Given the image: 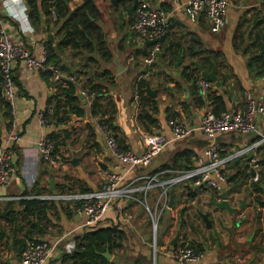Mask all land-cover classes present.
<instances>
[{"label":"crops","instance_id":"1","mask_svg":"<svg viewBox=\"0 0 264 264\" xmlns=\"http://www.w3.org/2000/svg\"><path fill=\"white\" fill-rule=\"evenodd\" d=\"M93 1L98 10L95 20L104 32L106 45L111 54L108 59H100L99 67L100 69H110L112 72L113 84L108 86V93L116 105L114 120V125L118 126L116 133L126 148L141 152L145 146L142 141V133L146 130L137 121L139 105L134 85V79L142 69L147 68L143 76L147 78L149 87L157 92L156 96L152 97L145 91L146 95L153 99L157 105L154 113L158 121L149 127L153 130L152 132H161L169 139H171L172 133L167 125V119L174 116L192 127L197 126L202 114L212 108L207 94L218 87L221 77H223L222 87L227 91L224 94L226 110L237 111L243 107L244 90H250L254 95H259L264 87V74H258L248 64L258 53L254 50L255 46L258 43L264 44V0H227L224 25L216 31L211 29L210 22L203 13H198L193 17L189 16L184 10V0H147L153 6L159 7L160 3H164L168 7L166 10L168 20L165 44L181 42L188 46L196 40L199 47L205 52L206 50L219 51L218 61L224 58L222 65L212 62L218 85L209 80L211 86L205 92L200 90V81L204 77L201 76L200 70L193 63L196 61L200 64V54L190 56L184 53V49H181V60L178 67H175L176 56L180 53L172 56L171 59L167 52L159 50L161 54L157 55L153 63L148 65L144 62V57L147 54L142 55L141 52L135 50H141L148 46L146 48L148 53L151 44H146L145 38L130 27L131 22L129 23L127 17V13L134 14L136 3L132 12L129 13V5H122L120 0L117 1L118 3H113L111 0ZM65 2L69 4L70 8H73L81 0H66ZM119 4H121L120 8L117 7ZM29 26L28 30L23 31L27 27L21 26L16 18L9 16L4 8L3 0H0V27L4 28L12 41L26 46L33 53H39L42 47H46V44L56 48L58 35H56V25L52 18L41 14L40 20L36 23L29 18ZM255 32H260L261 37L255 42V46H252L251 37ZM49 34L51 38L48 37ZM198 49V44L193 47L194 52H197ZM59 57L70 72L75 70L78 60H82L81 55H72L70 48L65 49ZM187 64L197 68L194 73L196 80L183 75V66ZM211 67L203 66L207 70ZM43 72L28 70L21 61H17L13 68L16 85L15 96L12 106L8 107L11 118L9 126H7L8 115H4L6 107L0 101V144L6 143L10 146L15 166V174L11 181L0 187V194L3 196H16L23 194L26 190L33 191L36 188H47L48 191H53L64 183L74 189L79 185L88 186L94 190L101 185L104 169L115 161L106 146L102 132L96 126L97 118L89 115L82 117L72 115L66 123V127L69 128L73 125L75 129L65 139L67 143L62 149L63 160H60L58 156L55 157L54 163L42 160L37 150L39 138L47 135L51 130L65 127L51 120L42 123L39 119L38 113L47 106L48 99L56 91V80L52 78L51 74L44 75ZM61 72L63 76L66 75L65 71ZM80 99L84 103L87 101V96L83 94ZM88 120L95 122L98 148L87 147L82 140L86 132L85 122ZM254 121L258 130L264 133V113L255 114ZM11 133H18L19 140H10ZM253 136H255L254 133L224 132L218 136V141L221 149L228 153L251 144ZM206 144V136L194 128L188 136L170 140L160 153L151 158L147 165L130 169L124 178L130 180L158 170L163 164L170 163L172 155L182 148H190L198 155ZM261 145H263L261 149L255 150L264 154V144ZM251 155H255L254 149L241 154L238 159L236 157L235 159L238 161L236 164L234 159L233 163L226 166L225 173L227 177L230 176V179L224 182L220 193L204 188L197 189L195 196L189 197L186 186L169 187L167 204L158 220L160 239L158 242L156 241L158 246L153 251L149 247L151 220L143 213L144 208L136 201L126 200L124 203L121 200L113 201L96 228L117 225L124 231L125 236L120 247L105 248L110 253V258H106L104 255L103 257L115 264H136V261L141 259L150 260L151 264H182L172 257L171 250L175 245L188 242L197 246L201 255L198 259L185 264H221L222 261L225 262L224 259H230L236 253L233 251L241 246L247 229H250L249 236L245 237L247 243H259L256 240H259L264 234V222H260V220L253 222L254 217L244 219L253 204L251 199L255 195V192L250 193V186L244 190L246 182H251L250 167H246V173L239 180H231V174L237 169H243L246 158H250ZM260 156L264 159V155ZM50 179H52V189ZM240 181H242V186L238 185ZM157 190L154 188L150 191V195L153 194V203ZM169 191L172 192L173 197L171 206L168 205ZM223 191L227 192L230 205L236 208L232 212L213 203V199L221 198ZM46 193L48 192L46 191ZM262 196L260 201H264V193ZM52 201L55 202L56 209L51 208L46 211V217L41 220L43 223L35 222L37 231L34 230L32 236L48 241L63 237L46 263L62 264L61 256L65 252L64 242L70 240L74 234L93 228L81 225L84 216L79 210L80 203L77 205L74 200L53 199ZM66 201L69 204L68 209L60 206ZM260 201V206L264 207ZM23 207L17 200L9 202L5 198H0V259L8 264L19 263L22 247L13 242L11 232L8 230L9 223L4 219L3 211L7 208L20 210ZM198 210L208 214L211 220L210 227L206 226ZM9 215L11 213L7 216ZM18 216L20 217L21 214L19 213ZM221 227L225 228V232L230 231L228 236L224 233L222 240L214 234ZM178 230L180 231L179 236L173 243V238ZM23 232L24 230L18 231L17 236L21 237ZM234 232L236 233L233 237L232 233ZM254 239L255 241H253ZM253 246L257 253H262L264 250L260 244ZM247 251L246 256L254 253L251 250Z\"/></svg>","mask_w":264,"mask_h":264},{"label":"built area","instance_id":"2","mask_svg":"<svg viewBox=\"0 0 264 264\" xmlns=\"http://www.w3.org/2000/svg\"><path fill=\"white\" fill-rule=\"evenodd\" d=\"M3 5L9 16L16 18L21 26L27 27L23 31L30 28L25 0H3ZM183 6L189 16L193 17L198 13H203L209 20L213 31L224 25L227 0H184ZM167 20L168 13L166 10L151 5L147 0H138L130 27L142 35L145 40H154L144 57V62L148 65L153 63L157 51L160 50L158 39L166 30ZM47 52L46 47H42L39 53H33L26 46L12 41L4 28L0 27V88L1 95L9 103V106H12L15 96L16 85L13 68L17 61H21L28 70H49L55 80L63 76L57 65L47 61ZM210 86L211 82L209 80L203 78L200 81L201 92L207 91ZM82 93L84 94V92ZM243 99L244 105L237 111L224 110L220 113H214L212 110H206L195 127L188 125L177 117L168 118L167 125L171 129V139L161 132L145 131L142 133V141L145 146L141 152H135L130 148L122 149L108 125L96 123L97 128L103 134L106 146L115 159L109 167L104 169L99 188L73 193L48 192L38 195L20 194L16 196H3L0 194V198L16 200L38 197L49 200H79V210L84 216L81 225L84 227H96L101 222L107 209L113 204V201L121 200L124 203L126 200H131L142 204L155 227L158 217L167 204L169 187L188 185L189 187L211 189L220 193L227 178L226 166L241 154L255 150L258 146L264 144V133L258 130L254 121L255 114L264 113V87L259 95H254L250 90H244ZM45 110L46 115L44 114ZM52 112V106H46L38 113L40 121L45 123ZM194 128L200 130L206 136L207 144L202 152L196 156L193 165L182 169H160L130 180L124 178L130 169L147 165L151 158L160 153L170 140L184 138ZM224 132L254 133L257 137L251 144L223 154L221 153L222 149L218 136ZM9 138L10 140H19L20 135L11 133ZM52 148L53 142L47 135H43L37 141V150L40 157L50 163L56 161L51 153ZM249 167L251 180H258L260 163L257 156H250ZM165 172L172 174L168 177H162ZM14 174L15 166L10 146L6 143L0 144V187L8 184ZM154 188H160V191L157 193L153 205L150 206L146 199ZM62 238L54 241L46 239L28 241L20 251L18 264H46L54 250L61 243ZM63 247L65 252H71L74 248V241L72 239L65 241ZM200 252L192 244L182 242L172 248L171 255L176 261L185 264L198 259L201 255ZM0 264L8 263L0 259Z\"/></svg>","mask_w":264,"mask_h":264},{"label":"trees","instance_id":"3","mask_svg":"<svg viewBox=\"0 0 264 264\" xmlns=\"http://www.w3.org/2000/svg\"><path fill=\"white\" fill-rule=\"evenodd\" d=\"M66 0H25L28 9V16L33 22L40 20L41 14L48 15L50 19H53V23L56 25V35H58V41L56 48H53L50 44H46L47 49V61L58 66L61 71H65L66 75L56 80V91L48 99L47 106L51 105L53 112L48 120L53 121L57 124L66 125L71 119L72 115L82 117L84 115L95 116L96 123H105L108 125L112 133L117 138L119 146L124 149L126 146L119 139L116 131L117 125H114L116 105L112 97L108 93V86L113 84L112 72L110 69H100V59H108L111 54L108 46L106 45L105 35L100 25L95 20L98 10L93 0H81V2L70 8ZM133 0H120L122 5L130 6ZM137 5L138 0H135ZM160 8L167 10L168 7L164 3H160ZM129 23L133 19V13L128 14ZM138 34V33H137ZM167 36V29L164 34L158 39L160 43V50H164V53H168L171 56H176L180 53L181 49H184V53L188 55L200 54L199 62L204 67L210 68L212 62L216 65H222L224 58L220 61L217 60V56L220 54L219 51L205 50L199 47V43L195 40L194 43L185 46L181 42L177 43H164ZM261 37L260 32H255L251 37V45L255 46V42ZM198 51L194 52L193 47L197 46ZM148 47V46H147ZM146 46L144 49L135 51L141 52L142 55H146ZM67 48L71 49L72 55H81L82 60H78L77 67L73 72H70L66 68L59 55ZM204 50V51H203ZM257 55L252 61H250L249 67L256 70L258 74H264V44L258 43L254 49ZM204 52V53H203ZM96 54V55H95ZM253 62V63H251ZM255 62H258L257 64ZM147 69V68H146ZM146 69H142L134 79L135 93L137 96V103L139 109L137 112V121L142 128L148 132L153 130L149 127L151 124L155 125L158 121L154 110L157 109L156 102L151 99L145 93V86L147 84V78L143 76ZM197 71L195 66L190 64L184 65L182 72L185 77H192L196 80L194 73ZM218 73V71H216ZM44 75H49L50 71H44ZM93 74V76H90ZM139 75V76H138ZM1 79V76H0ZM15 81V78H14ZM108 83V84H107ZM223 77L219 80V85L215 90L207 94L208 99L211 102V110L214 113H220L227 109L224 94L227 93L226 89L222 87ZM83 91L87 96V101L83 103L82 99L78 96V92ZM229 94V93H228ZM0 101L6 107L4 115H8L7 126L11 123L8 107L9 103L1 95L0 88ZM200 101V100H199ZM46 110L44 114L46 115ZM169 116V115H168ZM174 117V116H172ZM95 122L88 120L85 122L86 132L85 137L82 139L85 146L90 148H98V142L96 140ZM74 126L61 127L58 129L51 130L47 136L53 142L52 154L54 157L58 156L60 160L64 159L62 149L66 146L65 139L70 136L71 131L74 130ZM255 140L256 135L253 136ZM263 145L257 147L261 149ZM221 153L225 154L224 150ZM196 153L190 148H182L176 151L171 158V162L163 164L160 169H182L193 165L196 158ZM239 157V156H238ZM238 157L236 159H238ZM235 159V160H236ZM248 161V162H247ZM250 158H246V163L243 169L235 170L231 174V180L237 181L246 173V167L249 166ZM260 164L264 162L262 157L258 158ZM238 161L236 160L235 164ZM157 171V170H156ZM172 173L163 174L162 177H168ZM261 175V174H260ZM262 175L259 176L258 180H251V192L261 193V195H255L256 200L260 201L262 194L264 193V185H262ZM72 185V184H71ZM187 194L189 197H194L197 193V187H189L185 185ZM100 187V186H99ZM98 187V188H99ZM157 193L160 188H157ZM232 189V188H231ZM32 190V189H31ZM92 190L88 186H80L78 190H75L69 184L64 183L58 186L53 191H48L47 188L39 189L36 188L33 191H24L23 194L38 195L49 192V193H73V192H85ZM33 192V193H29ZM157 195V194H156ZM24 207L20 210H13L7 208L3 211L4 219L9 223V231L14 243H18L23 248L28 241H37L39 238L33 237V231H37L36 221L40 224L42 218L46 217V211L51 208L56 209L55 202L53 199L47 200L44 198L31 197L16 199ZM15 199H9L6 201H16ZM79 205V200H74ZM264 205V201H260ZM62 208H69L68 201L63 202L60 205ZM7 216L8 214H10ZM19 213L21 216L19 217ZM93 229L84 230L81 233L74 234L71 239L74 241V248L71 252L62 253V264H115L113 261H107L106 258L101 254L105 248L113 249L121 246V241L125 234L122 229H119L117 225L103 226V227H91ZM24 230L21 237L17 236V232ZM19 237V238H18ZM198 250L197 246H194ZM21 248V250H22ZM136 264H151L150 260H137ZM161 264V263H156Z\"/></svg>","mask_w":264,"mask_h":264},{"label":"rangeland","instance_id":"4","mask_svg":"<svg viewBox=\"0 0 264 264\" xmlns=\"http://www.w3.org/2000/svg\"><path fill=\"white\" fill-rule=\"evenodd\" d=\"M117 7L120 8L121 4H119ZM254 151H255V156H257L258 158L261 157L260 155H264L262 152H257L256 150H254ZM258 153H260V154L258 155ZM259 171H260V174L262 175V179H263L261 184L264 185V164H260V170ZM238 185L242 186V181H240ZM250 185H251V182H246V185L245 186L243 185L244 190L247 189V187ZM79 187L80 186L77 185V188H75V189L78 190ZM248 190H249V188H248ZM257 194L261 195V193H255V195H257ZM152 195H150V193H149V196L146 199L147 203L150 206L153 204ZM255 195H253V197H254L253 199H251V197H250L251 202H253V204H251L249 212L246 213V216L244 219L246 220V219H249L251 217H254L253 218L254 220H252L253 222H255V220H257V221L260 220V222H264V207L260 206L258 200H256ZM140 205L142 206L141 203H140ZM143 213H145L146 217H149V215H148V213H146V211H144ZM157 220H159V217ZM249 232H250V229L249 230L247 229L245 237L249 236ZM224 233H225V235L227 234V236H228L230 234V231L227 230L225 232V228L221 227L214 234L218 237V239L222 240V239H224ZM235 233L236 232L232 233L233 237H234ZM149 236H150L149 247H150L151 251H153L158 246L156 241L158 242L160 239L158 221H157V224L155 227H154L153 223L151 222L150 230H149ZM245 237H243V242H241V244H240L241 246L237 247L236 251L235 250L233 251V252H236L235 253L236 255L233 254L232 257H230V259H228V258L224 259L225 262L222 261L221 264H264V250L262 251V253H257V252H255L254 246H253L256 244H260L261 247H264V234L261 235V237L259 239L260 241L256 240L259 243H255V244H248L247 239H245ZM253 241H255V239ZM247 250H251L252 253L254 252L253 254H251L252 256L251 255L246 256V252H248ZM248 257H250V258H248Z\"/></svg>","mask_w":264,"mask_h":264},{"label":"water","instance_id":"5","mask_svg":"<svg viewBox=\"0 0 264 264\" xmlns=\"http://www.w3.org/2000/svg\"><path fill=\"white\" fill-rule=\"evenodd\" d=\"M113 3H116L118 0H111ZM135 7V0L132 1L131 5L128 7V12L131 13L132 10L134 9ZM49 38H51V35L49 34L48 35ZM154 42L153 39H147L145 41L146 44H152ZM157 55H160L161 52L160 51H157L156 53ZM181 56H182V52L176 56V61L174 63V66L175 67H178L179 63H180V60H181ZM194 65L198 67V69L200 70L201 72V76L206 78L207 80H210L212 82H214L216 85H218V81H217V76H216V73H215V67L214 65H212L211 69L207 70V69H204L202 65L198 64V62L196 61H193ZM145 91L148 95L152 96V97H155L156 96V91L151 89L149 87V84L146 85L145 87ZM78 96L80 98L83 97V93L80 91L78 92ZM234 162V160L232 161V163ZM74 163H76V161H74ZM230 179V176H228L226 178V180H229ZM50 184H51V189H52V179H50ZM169 194H170V200L168 202V205L171 206L172 203H173V197H172V192L169 191ZM213 203L216 205V206H219V207H222L230 212L234 211V209H236L235 207L233 208L231 205H230V201L227 197V192L226 191H223L221 193V198L218 199V200H214L213 199ZM198 213L199 215L201 216L202 220L204 221V223L206 224L207 227H210L211 226V220L209 219L208 217V214L206 212H202L200 210H198ZM179 233L180 231L178 230L176 235L174 236L173 238V243L175 242V240L177 239V237L179 236ZM264 248V247H262ZM102 255H104L106 258H110V253L108 252L107 249H105L103 252H102Z\"/></svg>","mask_w":264,"mask_h":264}]
</instances>
